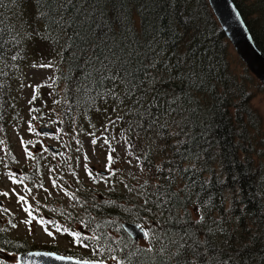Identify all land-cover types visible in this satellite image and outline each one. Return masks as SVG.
Instances as JSON below:
<instances>
[{"label": "trees", "instance_id": "obj_1", "mask_svg": "<svg viewBox=\"0 0 264 264\" xmlns=\"http://www.w3.org/2000/svg\"><path fill=\"white\" fill-rule=\"evenodd\" d=\"M232 2L264 55V0ZM232 54L208 0H0V134L19 122L18 81L51 61L42 98L56 113L49 121L75 132L70 147L99 134L107 158L120 162L123 143L148 173L131 188L89 193L74 221L98 237L89 257L72 258L264 264L263 118L251 104L264 85L241 61L233 70ZM122 222L148 236L134 242ZM11 228L0 225V264L31 250L60 254Z\"/></svg>", "mask_w": 264, "mask_h": 264}, {"label": "rangeland", "instance_id": "obj_2", "mask_svg": "<svg viewBox=\"0 0 264 264\" xmlns=\"http://www.w3.org/2000/svg\"><path fill=\"white\" fill-rule=\"evenodd\" d=\"M230 63L240 74L241 62L234 50ZM53 79L51 67L29 68L13 91L21 116L15 127L7 126L0 134V225L12 227L10 234L21 242L51 246L60 255L87 258L91 254L87 243L98 236L85 223L74 221L85 217L81 205L92 190L105 193L120 188V183L131 188V183L143 182L148 173L123 143L116 146L120 162L109 163L105 155L109 146L99 134L84 133L79 138L81 148L70 147L75 132L62 134L49 121L48 116L53 118L56 113L46 111L42 98V87ZM37 85L42 86L37 89ZM251 104L263 118L264 133V89L254 90ZM49 107L54 109L52 104ZM41 127L55 132L40 134ZM49 147L59 153L54 154ZM16 256L2 258L16 262Z\"/></svg>", "mask_w": 264, "mask_h": 264}, {"label": "water", "instance_id": "obj_3", "mask_svg": "<svg viewBox=\"0 0 264 264\" xmlns=\"http://www.w3.org/2000/svg\"><path fill=\"white\" fill-rule=\"evenodd\" d=\"M208 3L222 32L228 39L239 60L264 85V55L256 46L248 27L232 0H208ZM38 132L40 134H53L54 130L41 127L38 129ZM49 149L54 154L59 153L53 147H49ZM121 226L134 242L145 239L144 231L138 224L124 222ZM59 257H63V259ZM15 258L18 264H102L77 260L44 250L23 252L17 254Z\"/></svg>", "mask_w": 264, "mask_h": 264}, {"label": "snow or ice", "instance_id": "obj_4", "mask_svg": "<svg viewBox=\"0 0 264 264\" xmlns=\"http://www.w3.org/2000/svg\"><path fill=\"white\" fill-rule=\"evenodd\" d=\"M45 39H47V37H45ZM11 58H12L13 60L17 59V57H16L15 55L12 56ZM51 66H52V62H51V61H49L48 64H43V63H41V64H39V65H36L35 63L33 64V67H41V68H46V67H51ZM111 79L115 80V79H116V76L111 77ZM41 86H42V85H37L36 88L38 89V88L41 87ZM35 91H36V89H34V96H33V99L36 98V96H35ZM30 102H31V101H30ZM92 142H93V144L96 143L95 140H93ZM106 142H107V141H106ZM22 143H23V141H22ZM86 159H87V158H86ZM108 160H109V163L112 162V156H111V155L108 156ZM5 195H6V193H5ZM19 199H20V200H24V197L21 196ZM29 215H31L30 212H29ZM200 219L202 220L203 217H200ZM199 222H200V221L198 220L197 223H199ZM13 226L15 227V225H13ZM49 235H51V233H49ZM144 236L147 237V236H148V233L145 232V233H144ZM59 258H60V259H63V257H59ZM178 264H179V262H178Z\"/></svg>", "mask_w": 264, "mask_h": 264}]
</instances>
